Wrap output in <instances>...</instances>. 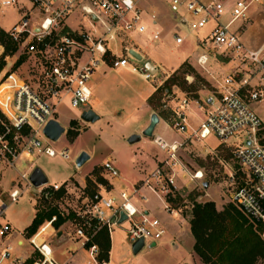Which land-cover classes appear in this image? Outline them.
Here are the masks:
<instances>
[{
    "label": "built area",
    "instance_id": "2783aa9c",
    "mask_svg": "<svg viewBox=\"0 0 264 264\" xmlns=\"http://www.w3.org/2000/svg\"><path fill=\"white\" fill-rule=\"evenodd\" d=\"M25 1L31 6L23 7L22 16L7 33L18 49H24L36 57L39 66L38 89L14 72L0 83V164L14 165L19 157L31 154L58 156L74 162L75 156H71L69 150L53 149L42 143L48 140L42 128L49 119L54 118L53 114L60 103L66 101L80 112L87 109L92 97L89 79L107 51L106 45L120 39L122 34L145 33L147 26L143 11L136 0ZM257 2L259 0H211L206 3L200 0H169V8L179 23L191 30H200L209 22H214L206 48L211 47L231 56L238 62L237 68L222 74L203 96H176L172 107L173 120L168 126L184 134V138L180 141L167 140L154 132L152 141L166 152V156L144 175L138 185L125 187L119 184L115 191L113 187L97 183L93 193H84L71 207L70 225L80 246L89 253V264H107L96 259L99 245L95 238L103 230L111 237L113 227L127 222L126 237L131 243L140 238L145 244L155 242L163 235L164 229L159 219L152 216L148 209L140 207L135 199L146 202L148 198L142 193V189H145L159 198L167 211L174 212L167 198L180 191L179 179H185L187 175L190 180L203 178L201 169L190 173L179 151L187 143L205 141L209 135L217 138L216 146L223 145L231 152V161H220L223 168L220 176L225 183L228 201L252 222L264 242V124L252 107L253 104L264 105V47L251 49L244 46L238 31L231 28L238 20L246 22L250 7ZM19 3L20 0H0V7ZM226 4L231 7L229 19L224 23L219 19L227 11ZM182 10L192 18L187 19ZM76 11L86 17L91 30H74L68 26L67 19ZM149 16L151 22L155 23L156 14L151 12ZM97 29H100L99 33ZM159 36L160 32L155 31L152 39L157 40ZM175 41L181 43L183 37L176 35ZM0 48L2 53L1 45ZM125 50L124 54H116L111 67H130L145 79L155 78L156 70L137 60L128 48ZM14 57L15 53L6 55V65L11 64L9 60ZM196 60L203 66L209 58L204 53ZM173 92L176 94L180 91L173 89ZM172 93H167V96ZM191 101L202 115L196 125L188 122ZM216 146L209 149L205 145L203 155L214 154ZM101 168L109 178H119L112 159L106 158ZM28 176V173L22 174V178L32 186ZM60 190L61 184L48 181L34 187L33 196L55 202L59 199L57 194ZM19 196V190L13 189L9 193V203L15 202ZM7 205L0 198V219ZM121 212L127 218L118 223ZM59 213L65 217L63 211ZM59 215L53 214L28 238V243L39 255L31 264H56L45 229L47 226L52 228ZM10 231L9 222L0 223V237ZM16 243L22 246L23 240ZM9 259L12 261L9 264L24 263V258L12 257L8 247L0 248V264Z\"/></svg>",
    "mask_w": 264,
    "mask_h": 264
},
{
    "label": "rangeland",
    "instance_id": "374dc122",
    "mask_svg": "<svg viewBox=\"0 0 264 264\" xmlns=\"http://www.w3.org/2000/svg\"><path fill=\"white\" fill-rule=\"evenodd\" d=\"M153 1L154 3L152 0L151 2L140 0L138 6L144 12L148 9V14H150L149 3L158 8L169 0ZM24 6L29 7L31 5L25 0H20V3L15 6H1L0 27L7 31L20 19ZM224 18L222 17V20ZM66 22L74 30H91L86 17H83L78 11L70 15ZM241 23L238 20L231 28L238 31L239 38L244 46L253 49V45L259 41L258 36L260 33H264V28L255 25L251 29L250 25L247 24V29L240 32V34L239 31L242 29L238 27ZM212 26L213 22H209L204 28L194 31L182 24L178 26L177 33L169 28L162 31L159 39L154 41L148 40L143 34L139 36L122 34L120 39L110 41L106 45L107 51L89 79V86L93 95L86 106V108L93 109L99 118L95 122H85L81 125L80 109L72 108L66 101L60 103L56 107V113L53 114V117L60 122L65 131L56 142L42 141L43 144H47L53 149L69 150L73 157H76L80 151L85 150L89 153L90 160L82 168L77 169L71 160H62L58 156L48 157L42 154H31L27 157H19L14 165L0 164V198L8 204L0 223L10 222L15 228L4 237H0V248L8 247L12 257L24 258L23 264H29L26 261L28 259H38V253L27 241L32 234L28 235L25 230L22 232L21 230L30 223L33 214L38 212L44 214L49 210H55V214L59 215V212L63 211L65 217L59 215L62 222L56 225L57 219L52 228L45 229L47 231L46 239L53 248V258L56 264H89V253L80 246L79 240L74 237L73 228L70 225L71 207L80 200L84 193H93L97 189V183L105 184L109 188H116L118 183L129 184L126 179L124 180L126 184L120 183V177L112 179L102 173L101 164L106 158L114 161L120 176L125 172L128 174L129 171L131 172V168L141 163V167H144L142 172L145 175L166 156V152L158 148L153 143L152 138L143 136L141 142L132 145L128 144L126 139L130 134L142 131L141 127L146 121L148 112H156L148 106L146 100L155 88L163 84L168 75L178 70V66L182 63H186L184 68L190 66L191 70H188L186 79L195 84L199 96H203L209 88L216 84V79H220L223 73L234 71L237 68L238 62L233 60L231 56L211 47L206 48L208 34ZM99 32L100 29H97V33ZM71 34L74 35L72 32ZM176 35L183 37L182 43H176ZM126 48L134 49L141 56L143 55L140 61L143 64L148 61L158 68L155 78L152 80L145 79L138 73L133 72L130 67H111L116 54H124ZM204 53L208 55L209 60L201 66L197 63L196 58ZM20 55L25 57L24 61L17 68L12 69L13 63ZM9 61L12 63L9 65L5 63L0 70V83L5 81L9 73L14 72L38 89L39 66L34 55L19 48L15 52V57ZM202 80H205L207 84ZM173 89L177 88L174 87ZM182 94L190 96L182 91L176 94L173 92L171 96H162V106L157 108L161 114L159 116L161 121L156 126L155 133H162L160 128L164 126V123L167 126L171 125L174 99L176 96H182ZM189 98L193 97L190 96ZM145 107H147V111L144 110ZM252 107L264 124V105L253 104ZM189 111L188 122L190 125H196L202 115L192 101L190 102ZM26 131L27 128H25V133ZM75 135L77 136L75 137ZM161 135L167 140L176 139L180 141L184 138V134L169 128V126L165 128ZM217 143V138L214 135H209L203 142L185 144L179 151V156L190 169V173H193L196 169H201L198 162L204 157L203 147L206 145L209 149H213ZM217 157L213 161L211 159L204 161V176L201 180H190V176L187 175L185 179H179L178 184L180 193L186 195L194 188L201 189V181H208V188L201 189L203 192L201 200L214 201L216 207L220 210L229 201L224 180L220 176L223 169L220 163L222 160ZM35 166H38L45 173L50 182L57 181L61 184V190L57 194L58 201L48 202L33 196L34 187L30 186L25 178H22V174H29ZM201 170L203 172V169ZM74 174L79 177L82 176L84 182ZM141 178L133 184L138 185L142 180ZM69 188H71L70 191ZM13 189H18L20 196L15 202L9 203V193ZM138 202L139 206L144 204L142 200ZM159 202L162 204L161 201ZM173 210L174 212H170L164 207L160 210H152L151 215L159 219L164 233L155 241L156 245L154 247L149 248V243H146L136 254L132 251V243L126 237L128 223L125 222L122 225L113 227L110 264H203L192 253L193 238L190 235L187 222L181 216L182 210H184L183 207H176ZM48 218L45 217L39 226ZM17 238L23 240L22 246L17 245ZM171 242H174L175 246H172ZM102 252V248L99 246V253L96 256L97 261H103L100 259ZM11 262V259H9L3 264Z\"/></svg>",
    "mask_w": 264,
    "mask_h": 264
},
{
    "label": "trees",
    "instance_id": "16d2710c",
    "mask_svg": "<svg viewBox=\"0 0 264 264\" xmlns=\"http://www.w3.org/2000/svg\"><path fill=\"white\" fill-rule=\"evenodd\" d=\"M0 45L3 47V52L0 54L1 70L5 64L4 57L14 54L18 49L17 44L11 40L7 31L1 27ZM24 59L25 57L20 55L13 63L12 69L17 68ZM185 65L186 63H182L177 71L168 75L163 84L155 88L148 96L146 100L148 106L159 116L161 114L157 108L162 106V96H167V93H170L174 87L193 98L199 96L195 84L186 79V74L191 68L190 66L184 68ZM202 81L206 83L205 80ZM215 157H220L222 161H231L232 156L228 147L216 146L214 154L204 155V160L200 159L198 162L199 168L203 169V176L204 161L207 159L213 161ZM202 195L203 192L200 188H194L186 195L178 191L167 198L171 207H183L182 216L186 218L193 238L192 250L200 262L203 264H264V242L254 229L252 222L232 203L227 202L219 210L214 201H202ZM55 213V210H49L44 214L36 213L24 230L28 235L33 234L45 217H51ZM60 222H62V218L58 216L56 225ZM95 241L103 251L100 259L107 262L110 250L108 232L101 231ZM26 261L31 264L33 259Z\"/></svg>",
    "mask_w": 264,
    "mask_h": 264
},
{
    "label": "crops",
    "instance_id": "0c3cea01",
    "mask_svg": "<svg viewBox=\"0 0 264 264\" xmlns=\"http://www.w3.org/2000/svg\"><path fill=\"white\" fill-rule=\"evenodd\" d=\"M138 2V5L140 4V0H136ZM151 2V0H149ZM204 3L206 2H209L211 0H200ZM152 2L154 3V1L152 0ZM166 3V2H164ZM168 5V6H167ZM149 9H150V12H154L156 14V22L155 23H152L151 20H150V16L148 14V9H146V11L144 12L143 11V19H144V22L147 26V30L145 33H143V36L146 37L148 40L150 41H154L152 39V35L155 31H159L160 33L164 30H168L169 28L172 29V31L176 32L178 31V26L179 25H182L179 23V19L176 18V15L175 13H173L170 8H169V1L166 3V4H161L160 7H155L154 5H152L151 3H149ZM231 5L230 4H226V13L222 16V17H225L224 20H222V17L219 19L221 22H227L228 19H229V9H230ZM140 8V7H139ZM187 19H191L192 17L188 14L185 13L184 10H182L181 12ZM235 23V22H234ZM233 23V24H234ZM249 24L250 25V28H254L255 25H260V28H264V0H259V2H257V4H253L250 9H249V17H248V20L246 22H243L239 25V29H242L240 32L242 31H245L247 29L246 25ZM213 26H214V22H213ZM241 34V33H240ZM140 34H134V36H139ZM259 38V41L253 45V49H257V48H260V47H264V33L261 32L260 35L258 36ZM158 40V39H157ZM182 43V42H181ZM177 44H180V43H177ZM143 56V55H142ZM197 59V58H196ZM197 61V60H196ZM151 64V63H150ZM181 64V63H180ZM156 72H157V67L152 65ZM179 67V66H178ZM153 70V69H152ZM224 74V73H223ZM93 95V94H92ZM147 107L144 108V110H146ZM147 111V110H146ZM152 113L151 112H148L147 114V118H146V121L145 123H143L144 125H142L141 127V130L143 128H145L149 122V116L150 114ZM160 121H161V118H160ZM160 123V122H159ZM168 126L166 125V123H164V126L160 128L161 132L163 133L165 128H167ZM161 133V134H162ZM142 139L139 141L141 142ZM88 162V161H87ZM74 163V162H73ZM142 164V163H141ZM141 164L140 165H135L134 168H131V172L129 171L128 174H126V172L124 174H121L119 177L120 179V183H125L126 182L124 181L125 179L129 181V184L127 185H124L125 187H131L132 185H134L133 183L137 180H139L141 177L143 178L144 174H143V169L144 167L142 168L141 167ZM34 168V167H33ZM32 168V169H33ZM82 168V167H80ZM80 168H77V169H80ZM77 178H80L81 181L84 182V179L82 176H77L76 174H74ZM47 177V176H46ZM141 178V179H142ZM48 179V178H47ZM49 181V180H48ZM50 182V181H49ZM55 183H57V181H54ZM54 182H51V183H54ZM119 187V183H118V186L115 188V191L117 190V188ZM71 188H69L68 190L70 191ZM142 193L145 194L148 198V200L146 202H144V204H142L141 207L143 208H146L149 210V213L151 214L152 210H160L162 209L163 207V203L161 204L159 201H161L159 198H157L156 196H154L152 193L148 192L147 190L145 189H142ZM149 196H151L152 198H150ZM157 199V200H156ZM228 199V198H227ZM159 200V201H158ZM136 203L139 205V199H135ZM162 202V201H161ZM146 205V206H145ZM34 213H35V208H34ZM35 214L32 215V219L34 217ZM182 216V215H181ZM183 220H186V218H184L182 216ZM31 219V221H32ZM30 221V223H31ZM10 223V222H9ZM29 223V224H30ZM28 224V225H29ZM188 224V223H187ZM11 225V228L12 230L15 229L14 226L10 223ZM26 225L22 230L24 231V229L28 226ZM48 227H46V230H48ZM188 228H189V225H188ZM50 229V227H49ZM45 230V231H46ZM190 232V230H189ZM191 235V234H190ZM21 240V238H17L16 242L19 243V241ZM1 243V242H0ZM151 243V242H149ZM156 245V243H155ZM171 245L172 246H175V243L174 242H171ZM193 245V243H192ZM154 247V246H153ZM151 248V247H149ZM192 248V247H191ZM111 252H112V243H111V237H110V250H109V253H108V261L106 262L107 264H110V255H111ZM192 253L194 255V257H196V255L194 254L193 250H192ZM196 259L198 260V257H196Z\"/></svg>",
    "mask_w": 264,
    "mask_h": 264
},
{
    "label": "water",
    "instance_id": "95a60500",
    "mask_svg": "<svg viewBox=\"0 0 264 264\" xmlns=\"http://www.w3.org/2000/svg\"><path fill=\"white\" fill-rule=\"evenodd\" d=\"M93 17V16H92ZM129 53L134 56L137 60L141 61L142 56L134 49H129ZM148 68L155 70V68L150 64V62H145ZM80 118V124L83 125L85 122H95L99 118V116L96 114V112L91 109L87 108L85 110H82L79 114ZM160 122V117L156 112H152L149 116V122L145 128L142 129L140 133H133L130 134L126 141L128 144H134L136 142H139L142 137H149L152 138L155 132L156 126ZM65 128L60 124V122L54 118L49 119L45 125L42 128L43 135L50 140L51 142H56L59 140L61 135L64 133ZM90 160V155L85 150H82L78 153V155L74 159V166L76 168L82 167L87 161ZM29 182L32 184L33 187H39L42 184H45L48 182V179L45 175V173L38 167L35 166L29 173L28 176ZM209 182L203 181L201 183L202 190L208 188ZM126 215L121 212L120 218L118 220V223L123 222L126 219ZM145 243L142 238L136 240L132 243L131 248L133 253L139 252L143 247ZM155 246V242H151L148 244V247Z\"/></svg>",
    "mask_w": 264,
    "mask_h": 264
}]
</instances>
